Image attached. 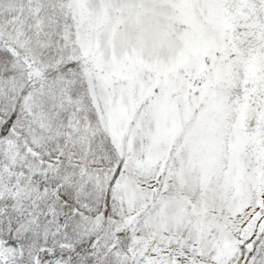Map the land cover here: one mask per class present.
Returning a JSON list of instances; mask_svg holds the SVG:
<instances>
[{
    "label": "snow or ice",
    "instance_id": "1",
    "mask_svg": "<svg viewBox=\"0 0 264 264\" xmlns=\"http://www.w3.org/2000/svg\"><path fill=\"white\" fill-rule=\"evenodd\" d=\"M0 264H264V0H0Z\"/></svg>",
    "mask_w": 264,
    "mask_h": 264
}]
</instances>
